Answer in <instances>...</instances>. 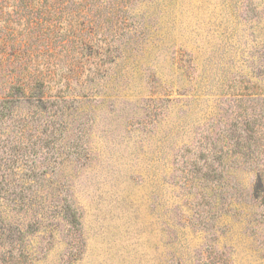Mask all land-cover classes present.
<instances>
[{
	"label": "rangeland",
	"instance_id": "374dc122",
	"mask_svg": "<svg viewBox=\"0 0 264 264\" xmlns=\"http://www.w3.org/2000/svg\"><path fill=\"white\" fill-rule=\"evenodd\" d=\"M0 264H264V0H0Z\"/></svg>",
	"mask_w": 264,
	"mask_h": 264
},
{
	"label": "trees",
	"instance_id": "16d2710c",
	"mask_svg": "<svg viewBox=\"0 0 264 264\" xmlns=\"http://www.w3.org/2000/svg\"><path fill=\"white\" fill-rule=\"evenodd\" d=\"M9 101L0 102V113L3 115V109H8Z\"/></svg>",
	"mask_w": 264,
	"mask_h": 264
}]
</instances>
